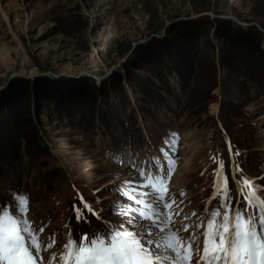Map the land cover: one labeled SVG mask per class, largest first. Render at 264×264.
Masks as SVG:
<instances>
[{
  "label": "rangeland",
  "instance_id": "rangeland-1",
  "mask_svg": "<svg viewBox=\"0 0 264 264\" xmlns=\"http://www.w3.org/2000/svg\"><path fill=\"white\" fill-rule=\"evenodd\" d=\"M262 54L264 0H0V101L14 81L26 89L36 78L65 94L19 137L0 134V205L13 190L27 196L49 264L77 229L79 238L104 221L131 229L112 206L116 189L141 184L136 173L156 159L166 172L167 152L171 227L195 231L202 254L220 161L230 211L246 207L235 181L264 178Z\"/></svg>",
  "mask_w": 264,
  "mask_h": 264
},
{
  "label": "snow or ice",
  "instance_id": "snow-or-ice-1",
  "mask_svg": "<svg viewBox=\"0 0 264 264\" xmlns=\"http://www.w3.org/2000/svg\"><path fill=\"white\" fill-rule=\"evenodd\" d=\"M165 143L174 144L175 134ZM164 158L167 160L166 172L156 159L151 171L140 169L136 173L142 178L141 184L122 181V186L116 189L122 200L112 201V206L118 209L119 216L131 217L126 220L131 229L124 223L104 221V228L93 230L90 236L85 234L74 240L69 233L62 253L58 259L51 257L49 264H189L194 244L199 255L195 264H264V178L260 185L246 178L235 181L246 207L230 211L231 195L223 161H220L214 183V198L219 200V205L216 210L206 209L203 219L207 224L202 233L203 251L200 254L195 231L181 237L171 227L167 184L175 161L167 152H164ZM236 170L239 171L238 167ZM27 202L25 194L13 190L9 204L0 205V264H45L40 255L38 233L26 219ZM84 209L99 218L87 203H84ZM76 215L79 220L83 213L76 209ZM203 219L195 225L196 229L203 227ZM183 227L187 232L188 225Z\"/></svg>",
  "mask_w": 264,
  "mask_h": 264
},
{
  "label": "trees",
  "instance_id": "trees-1",
  "mask_svg": "<svg viewBox=\"0 0 264 264\" xmlns=\"http://www.w3.org/2000/svg\"><path fill=\"white\" fill-rule=\"evenodd\" d=\"M239 32L240 36L244 37L242 42H253V37L249 32L243 28H239ZM261 52L259 51V53ZM260 70L264 74V71ZM47 83H49L47 78H36L33 82H26V89L23 88V83L20 81L12 83L9 90L3 95V101H0L2 116L7 114L5 118L0 120V134L7 133L11 137H19L25 129L34 125L35 120L41 116L48 102H56L58 99L64 100L65 94L59 93L56 97V92ZM73 96L77 101L80 100L81 96ZM91 96L95 97L90 95L89 99L92 98ZM87 98L85 100H88ZM89 109L96 112V103L91 104Z\"/></svg>",
  "mask_w": 264,
  "mask_h": 264
},
{
  "label": "bare ground",
  "instance_id": "bare-ground-1",
  "mask_svg": "<svg viewBox=\"0 0 264 264\" xmlns=\"http://www.w3.org/2000/svg\"><path fill=\"white\" fill-rule=\"evenodd\" d=\"M8 58V57H7Z\"/></svg>",
  "mask_w": 264,
  "mask_h": 264
}]
</instances>
